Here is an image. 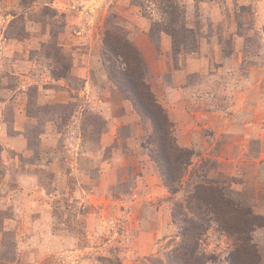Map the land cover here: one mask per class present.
<instances>
[{"label": "rangeland", "instance_id": "374dc122", "mask_svg": "<svg viewBox=\"0 0 264 264\" xmlns=\"http://www.w3.org/2000/svg\"><path fill=\"white\" fill-rule=\"evenodd\" d=\"M106 31L193 150L174 192ZM197 182L230 202L227 225L194 215L206 264H230L238 238L264 264V0H0V264H168Z\"/></svg>", "mask_w": 264, "mask_h": 264}, {"label": "trees", "instance_id": "16d2710c", "mask_svg": "<svg viewBox=\"0 0 264 264\" xmlns=\"http://www.w3.org/2000/svg\"><path fill=\"white\" fill-rule=\"evenodd\" d=\"M102 54L107 62L106 68L109 75L130 93L134 109L149 119L152 129L143 141V146L148 149L149 156L156 164L164 185L169 191H176L190 163L193 150L176 143L173 122L144 80V60L136 47L126 37L119 39L112 32L106 31ZM229 204V200L223 195L222 187L215 183H195L187 203L188 213L192 217L186 214L183 219L190 226L182 228L181 244L171 251L168 264H206L205 254L198 251V235L202 233V226L196 224L194 215L197 210L204 208V211L212 215L216 221L227 225L222 216L227 213L226 207ZM239 213L238 207L231 209V214L237 219H240ZM245 224L246 222L242 227ZM242 227L239 225L235 228L229 224V227L225 229L240 237L244 233ZM238 240L240 244H235L230 264H257L254 247L251 246L250 252L246 251L245 244L242 245L245 239L238 238ZM244 250L248 254L245 263L239 257V252Z\"/></svg>", "mask_w": 264, "mask_h": 264}, {"label": "crops", "instance_id": "0c3cea01", "mask_svg": "<svg viewBox=\"0 0 264 264\" xmlns=\"http://www.w3.org/2000/svg\"><path fill=\"white\" fill-rule=\"evenodd\" d=\"M130 102H131V101H130ZM131 104H132V103H131ZM130 108H132L133 110H135L134 107H133V105H132Z\"/></svg>", "mask_w": 264, "mask_h": 264}]
</instances>
